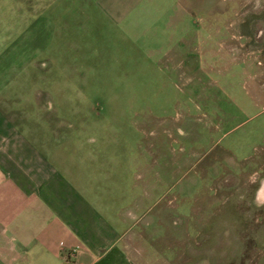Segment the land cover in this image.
<instances>
[{
	"label": "rangeland",
	"instance_id": "1",
	"mask_svg": "<svg viewBox=\"0 0 264 264\" xmlns=\"http://www.w3.org/2000/svg\"><path fill=\"white\" fill-rule=\"evenodd\" d=\"M145 4L117 24L80 0H0V85L28 113L69 116L110 163L161 178L167 264H264V148L236 158L264 132V60L240 53L264 49V0Z\"/></svg>",
	"mask_w": 264,
	"mask_h": 264
},
{
	"label": "crops",
	"instance_id": "2",
	"mask_svg": "<svg viewBox=\"0 0 264 264\" xmlns=\"http://www.w3.org/2000/svg\"><path fill=\"white\" fill-rule=\"evenodd\" d=\"M148 1L80 0L117 24L138 17ZM236 19L234 26L243 29L246 22ZM42 48L20 56L27 64L41 62ZM240 53L263 63L264 49ZM256 79L264 85V75ZM8 90L7 80L0 87V264H167L172 247H161L164 242L159 250L155 243L162 237L157 228L167 231L165 210L155 211L165 195H157L161 178L151 169L135 177L139 166L110 163L109 146L94 144L90 131L72 129L69 116L28 113L29 99ZM258 138L253 154L229 150L252 159L264 148V132ZM263 186L264 180L260 200Z\"/></svg>",
	"mask_w": 264,
	"mask_h": 264
},
{
	"label": "flooded vegetation",
	"instance_id": "3",
	"mask_svg": "<svg viewBox=\"0 0 264 264\" xmlns=\"http://www.w3.org/2000/svg\"><path fill=\"white\" fill-rule=\"evenodd\" d=\"M261 200H264V186L263 189L261 190Z\"/></svg>",
	"mask_w": 264,
	"mask_h": 264
}]
</instances>
